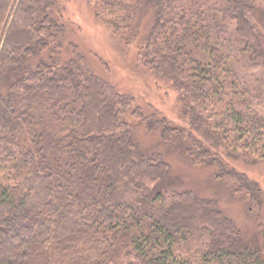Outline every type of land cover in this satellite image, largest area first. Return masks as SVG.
Here are the masks:
<instances>
[{"label": "trees", "instance_id": "1", "mask_svg": "<svg viewBox=\"0 0 264 264\" xmlns=\"http://www.w3.org/2000/svg\"><path fill=\"white\" fill-rule=\"evenodd\" d=\"M69 1L0 0V264H264L260 185L222 161L264 162V0H85L177 90L189 121L159 120L161 139L214 164L243 223L167 188L135 134L156 116L94 71Z\"/></svg>", "mask_w": 264, "mask_h": 264}, {"label": "rangeland", "instance_id": "2", "mask_svg": "<svg viewBox=\"0 0 264 264\" xmlns=\"http://www.w3.org/2000/svg\"><path fill=\"white\" fill-rule=\"evenodd\" d=\"M64 14L74 23L73 40L87 52L86 58L94 71L113 83L120 92L133 95L144 114L156 116L157 123L153 129H148L143 123L136 127L135 134L142 135L140 146L146 154L159 153L168 164L167 188L176 191L191 190L200 197L217 199L224 213L228 217L239 219L240 223L245 222L244 217H251L246 200L231 197L228 185L214 177V164L208 167L194 166L185 152L182 139L167 142L161 139L162 125L159 120L166 118L168 122L181 126L189 121L187 112L178 100V92L171 82L150 75L143 79L138 68L133 67L136 65L134 46L126 48L114 37L96 19L92 5L85 0H70L65 5ZM132 121L135 124L137 120ZM222 161L229 171L245 173L257 181L262 194L256 201H264V162L246 163L230 157H223ZM262 216L264 219V210L261 211V219Z\"/></svg>", "mask_w": 264, "mask_h": 264}]
</instances>
